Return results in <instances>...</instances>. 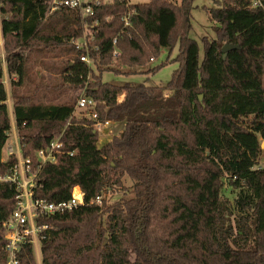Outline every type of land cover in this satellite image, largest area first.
Returning <instances> with one entry per match:
<instances>
[{
  "label": "trees",
  "instance_id": "obj_1",
  "mask_svg": "<svg viewBox=\"0 0 264 264\" xmlns=\"http://www.w3.org/2000/svg\"><path fill=\"white\" fill-rule=\"evenodd\" d=\"M261 1L263 7H251L250 0L203 6L216 37H203L200 57L190 36L196 0L139 1L126 27L127 7L115 2L99 10L93 28L94 18L74 10L48 14V0H0V176L18 162L16 154L3 159L13 127L21 155L34 167L37 151L61 135L57 160L43 164L33 196L58 203L74 186L84 194L73 210L39 218L51 226L40 245L42 264H264ZM85 33L94 39L77 46L74 40ZM225 44L237 46L226 57ZM176 46L179 65L165 85L103 80L105 71L135 73ZM33 53L56 59L57 82L30 80ZM83 89L100 120L125 124L101 146L95 121L74 114L76 99L58 98ZM109 192L119 195L112 201ZM99 194L102 203L92 202ZM16 195L11 183H0V264L3 224ZM19 257L21 264H36L33 245H23Z\"/></svg>",
  "mask_w": 264,
  "mask_h": 264
},
{
  "label": "built area",
  "instance_id": "obj_2",
  "mask_svg": "<svg viewBox=\"0 0 264 264\" xmlns=\"http://www.w3.org/2000/svg\"><path fill=\"white\" fill-rule=\"evenodd\" d=\"M115 2L125 3L127 10L122 15L124 27L131 24V16L135 13V8L131 5L139 2L138 0H48L49 11L52 14L57 10L67 9L79 12L84 17L94 18L91 27L99 25V10L111 5ZM251 7H263L261 0H250ZM109 19V15L105 16V20ZM90 39H94V35L85 33L82 38L74 40V43L80 47H88ZM117 38L113 39V44L116 45ZM3 47L2 39H0V48ZM114 58L119 56V50L115 48L113 53ZM4 60V54H2ZM81 59L88 64L92 63V59L87 54H83ZM76 99L75 110L83 112V116L93 119L94 126L98 132H102L112 122L110 120L102 121L99 119L98 113L95 110L96 102L93 98L87 96L85 89L78 94L70 93ZM67 93H61L60 98H65ZM15 143L9 144L7 147L8 156L16 154L18 162L15 165L13 172L0 176L1 182L11 183L16 191V205L12 214L4 222L5 228V261L1 264H21L19 257L21 248L25 244H32L36 254V264H42L40 245L46 232L51 228L47 223L39 222L41 216H53L71 211L78 205L84 203V194L80 186H74L71 191V196L68 200L58 203L49 202L42 198H34V188L38 183L39 172L46 162H55L57 154L62 147L61 135L54 138L47 148H42L37 151L39 163L36 167L33 166L32 160L29 157L21 155L18 135L14 133ZM73 154L72 152L70 153ZM104 194L97 195L92 202L101 204Z\"/></svg>",
  "mask_w": 264,
  "mask_h": 264
},
{
  "label": "rangeland",
  "instance_id": "obj_3",
  "mask_svg": "<svg viewBox=\"0 0 264 264\" xmlns=\"http://www.w3.org/2000/svg\"><path fill=\"white\" fill-rule=\"evenodd\" d=\"M141 2L148 1V0H138ZM195 5L198 7H195L192 10V28L190 30V36L194 39H196L199 43L200 47V57H203L204 54V42L203 37L208 36L209 38H215L216 34L213 30V25H215L214 22L211 21L208 12L203 8V6L212 7L214 6L213 0H196ZM0 39H2L3 47L1 48V52L4 51V43H3V37L1 35V27H0ZM178 54V46H176L172 51L169 49H163L161 54L158 58L155 59V61L151 62L149 65H146L144 67H138L136 68L137 72L131 73V74H124L123 72L120 74L114 73L112 71H105L103 73V80L108 81L115 84H123V83H132V84H138V83H146L147 85H165L172 76V73L174 70L178 68V62L175 61V57ZM55 58L53 57H44L41 54L33 53L31 55V59L29 60V77L30 80L37 84L40 82L42 77L46 79L50 78L54 82L58 81L57 76V69L55 68ZM43 62L45 65H43ZM46 64L48 66H46ZM161 65V67L152 72H148V70L152 67ZM128 68H123V71L127 70ZM6 71L4 72V83L6 85L7 91H8V104L10 106V114L13 118L11 103V79L9 75H5ZM28 88H32L28 81H27ZM66 92L67 96L74 95L70 93H74L75 95L78 94V92H75L73 90H67L63 91L62 93ZM66 96V97H67ZM75 98V97H74ZM77 116H83V112L76 110L74 112ZM125 124L123 122H112L109 126H107L103 131L99 132L98 137V143L99 145H103L105 141L111 139L114 135H119L123 132ZM14 130L15 127H13L10 137L8 139V142L6 146L3 149V159L8 158L7 153V147L9 144L15 143V137H14ZM17 133V132H16ZM264 144V140L263 143ZM264 148V145H263ZM260 166L264 167V150L263 154L261 156L260 160ZM124 184L127 187H130L132 182L129 178L124 179ZM119 193H107V197L110 198L112 201L115 200L118 197Z\"/></svg>",
  "mask_w": 264,
  "mask_h": 264
},
{
  "label": "water",
  "instance_id": "obj_4",
  "mask_svg": "<svg viewBox=\"0 0 264 264\" xmlns=\"http://www.w3.org/2000/svg\"><path fill=\"white\" fill-rule=\"evenodd\" d=\"M237 46L234 45V44H225L223 47H222V50L224 52V57H226V53L233 49V48H236ZM200 99H202V96H200ZM264 144H262V147H263Z\"/></svg>",
  "mask_w": 264,
  "mask_h": 264
},
{
  "label": "crops",
  "instance_id": "obj_5",
  "mask_svg": "<svg viewBox=\"0 0 264 264\" xmlns=\"http://www.w3.org/2000/svg\"><path fill=\"white\" fill-rule=\"evenodd\" d=\"M5 75H6V74H5ZM61 93H62V92L59 93V97H58L59 99H62V98H60ZM14 133L17 135L16 130H14ZM107 141H108V140H107ZM105 142H106V141H105Z\"/></svg>",
  "mask_w": 264,
  "mask_h": 264
}]
</instances>
